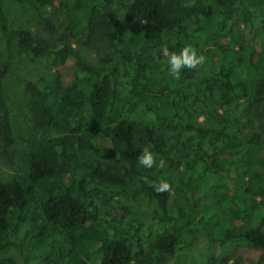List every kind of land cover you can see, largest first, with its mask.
<instances>
[{
    "label": "trees",
    "instance_id": "trees-1",
    "mask_svg": "<svg viewBox=\"0 0 264 264\" xmlns=\"http://www.w3.org/2000/svg\"><path fill=\"white\" fill-rule=\"evenodd\" d=\"M13 1L51 31L53 22L41 10L58 5L71 39L92 38L96 15L111 4L123 9L120 30L106 32L110 51L102 62L108 67L101 69L67 43L42 45L31 31L14 28L0 0L8 54L0 65V139L8 161H15L18 139L4 95L13 48L49 53L65 64L53 87L26 80L34 133L17 172L0 178V252L19 244L21 225L33 222L27 251L40 264H161L174 254L181 232L198 222L210 241L256 250L264 261V132L261 137L240 122L207 126L193 114L218 119L215 106L236 95L264 103V0ZM240 23L248 40H241ZM213 34L225 43L206 52ZM184 47L203 62L169 73L167 53ZM223 135L237 141L223 145L211 162L183 149ZM145 148L153 155L147 168L138 162ZM89 151L98 157H85ZM255 155L261 162L248 164ZM161 182L168 188L158 192ZM132 183L147 190L165 223L150 249L138 229L112 224L96 203L101 193L131 191ZM173 193L187 196L185 207L171 201ZM0 262L16 264L10 257ZM206 264L242 263L220 252Z\"/></svg>",
    "mask_w": 264,
    "mask_h": 264
},
{
    "label": "rangeland",
    "instance_id": "rangeland-1",
    "mask_svg": "<svg viewBox=\"0 0 264 264\" xmlns=\"http://www.w3.org/2000/svg\"><path fill=\"white\" fill-rule=\"evenodd\" d=\"M2 4L12 26L31 31L36 43L48 46L67 43L82 60L92 64L95 68L108 67V64L102 62V56L110 51L106 32L111 30L117 33L120 30V15L123 9L120 5L111 4L106 12H99L96 15L94 21L96 31L92 38L71 39L67 35L68 22L58 5L41 10V14L49 15L53 22L55 30L51 31L25 4L13 0H2ZM243 28V24L240 23L241 40L247 38L245 33L243 34ZM244 35L246 38H243ZM219 43H225V40L222 36L213 34L206 52L208 47ZM7 55L5 37L0 30V65L6 61ZM9 62L10 72L4 80V95L11 111L13 129L18 139L14 147L15 161L13 163L8 161L4 155L0 139V178L2 180L10 179L17 172L28 151V141L34 133L31 113L27 106L26 80H32L39 87L48 89L53 87L59 77L63 78V68L65 67V64L57 56L49 53L33 56L18 47L13 48ZM123 67V63L120 62L121 72L124 69ZM215 107L217 108L218 119L207 118L199 110H194L193 114L203 124L216 128L222 126L234 128L236 123L240 122L246 127L253 128L256 133L263 137L264 103H248L243 95H236L229 105ZM172 141V138L169 139L170 143ZM236 141L237 137L229 135H223L215 140H210L207 136L198 146L188 142L183 149L186 152L198 154L204 160L211 162L213 155L220 152L223 145L235 143ZM84 155L85 157H98L97 154L91 151L84 153ZM100 160H104V157H101ZM258 162H261V159L255 155L248 161V164ZM136 185L132 183L131 191L101 193L96 197V203L100 215L107 218L112 224L128 230L138 229L144 246L150 249V244L162 232L165 223L155 216L156 205L148 197L147 190L142 184L141 186ZM172 195V202L186 206L188 200L185 194L173 193ZM34 227L33 222L23 223L19 230V244L11 245L1 251L0 258L10 257L16 264H40L39 258L35 255L29 256L27 251ZM220 252L228 254L231 258L237 257L242 264H264V261H257L258 252L256 250L246 247L236 250L231 245L219 246L210 241L198 222L191 224L181 232L174 246V254L161 264H206L213 257H218ZM0 264L4 263L0 262Z\"/></svg>",
    "mask_w": 264,
    "mask_h": 264
},
{
    "label": "clouds",
    "instance_id": "clouds-1",
    "mask_svg": "<svg viewBox=\"0 0 264 264\" xmlns=\"http://www.w3.org/2000/svg\"><path fill=\"white\" fill-rule=\"evenodd\" d=\"M203 62V56L197 55L190 47L182 48L178 53H167L168 71L171 74H178L181 68L194 69L198 64ZM138 162L143 167H151L153 164L152 153L145 148L138 158ZM156 191H165L168 188L166 182H161L155 186Z\"/></svg>",
    "mask_w": 264,
    "mask_h": 264
}]
</instances>
